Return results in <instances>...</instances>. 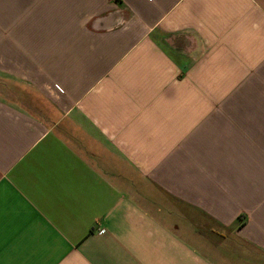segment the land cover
I'll return each instance as SVG.
<instances>
[{"label":"crops","instance_id":"0c3cea01","mask_svg":"<svg viewBox=\"0 0 264 264\" xmlns=\"http://www.w3.org/2000/svg\"><path fill=\"white\" fill-rule=\"evenodd\" d=\"M0 264H264V0H0Z\"/></svg>","mask_w":264,"mask_h":264},{"label":"built area","instance_id":"2783aa9c","mask_svg":"<svg viewBox=\"0 0 264 264\" xmlns=\"http://www.w3.org/2000/svg\"><path fill=\"white\" fill-rule=\"evenodd\" d=\"M100 233H104L103 231H101Z\"/></svg>","mask_w":264,"mask_h":264},{"label":"rangeland","instance_id":"374dc122","mask_svg":"<svg viewBox=\"0 0 264 264\" xmlns=\"http://www.w3.org/2000/svg\"><path fill=\"white\" fill-rule=\"evenodd\" d=\"M244 223V222H243Z\"/></svg>","mask_w":264,"mask_h":264},{"label":"trees","instance_id":"16d2710c","mask_svg":"<svg viewBox=\"0 0 264 264\" xmlns=\"http://www.w3.org/2000/svg\"><path fill=\"white\" fill-rule=\"evenodd\" d=\"M242 225V224H241Z\"/></svg>","mask_w":264,"mask_h":264}]
</instances>
